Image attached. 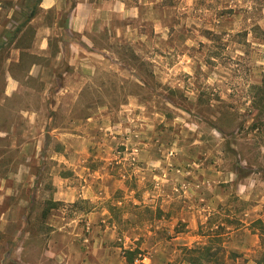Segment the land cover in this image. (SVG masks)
Listing matches in <instances>:
<instances>
[{"label":"rangeland","instance_id":"374dc122","mask_svg":"<svg viewBox=\"0 0 264 264\" xmlns=\"http://www.w3.org/2000/svg\"><path fill=\"white\" fill-rule=\"evenodd\" d=\"M88 1L90 74L0 106V264H264V0Z\"/></svg>","mask_w":264,"mask_h":264},{"label":"crops","instance_id":"0c3cea01","mask_svg":"<svg viewBox=\"0 0 264 264\" xmlns=\"http://www.w3.org/2000/svg\"><path fill=\"white\" fill-rule=\"evenodd\" d=\"M91 4L89 3L88 0H41V3L39 4V8L43 11L47 10H53L57 13L59 12H65L67 13V27L66 31L68 33H74V34H81L82 35V40L81 43H84V46L90 47L89 43L85 42L84 39V32L90 31L97 33L100 30L103 29V27L106 25V22L100 18H96L94 20L93 18L90 17L91 13ZM34 20V19H33ZM32 20V21H33ZM55 24L52 25H42L41 27L37 28L35 30L34 34V42L32 45V48L29 50V52L37 57H45L48 54V46L47 42L49 38H51L53 31L55 32L56 30L62 31L58 27L54 26ZM55 27V28H54ZM81 45V44H79ZM75 42L71 43L68 45V52L70 54V57L68 60L69 62H66V66L71 67V71L74 73V70L78 69L76 68V64L79 65L80 67V72L83 75H88L90 74V71L87 70L89 68V64L87 63V66L83 63V60L80 59L78 62H75L74 58L72 57L74 52L77 51V46H79ZM82 48V45L79 46ZM63 53V46L59 44V53L55 56L54 59L50 61V64L48 66H42L40 64H34L30 67L28 75L31 78H36L39 83L41 84V93L45 90L44 94L46 92H51L50 90L52 89L53 85L55 84L56 81H59V87L58 89L53 93V94H59L62 92H65L66 89H68L66 82L68 81L69 77L73 75L71 71L69 70L68 72H64L60 74L58 71L59 66L61 64V57ZM18 59V51L11 49L9 51V58L5 62V66L8 65L9 62H16ZM75 62V63H74ZM4 66V67H5ZM70 69V68H68ZM91 70V68H89ZM57 71V74L55 73ZM4 88H3V98L7 97L10 98L12 96H18L20 95L19 89L21 88V84L19 81L13 79L8 72H5L4 75ZM59 78V79H58ZM93 106L89 107L88 112ZM19 122L27 121L29 122V119H33V112L29 111L28 109H20L19 110ZM89 116L91 114L89 113ZM90 120V118H88ZM26 123V122H25ZM18 129V127H17ZM20 134V132H18ZM11 143V139L9 138ZM11 145V144H10Z\"/></svg>","mask_w":264,"mask_h":264},{"label":"trees","instance_id":"16d2710c","mask_svg":"<svg viewBox=\"0 0 264 264\" xmlns=\"http://www.w3.org/2000/svg\"><path fill=\"white\" fill-rule=\"evenodd\" d=\"M41 0H27L25 3L26 9L29 11L25 14H20L19 17L14 16V14L10 17L8 21H10V26L7 28L5 24L2 27L0 32V84L4 81V75L7 71L8 74L15 80L19 81L21 85H26L28 82H36V78H31L28 75L29 69L34 64H40L42 66H48L50 61L55 58L57 53H59V44H61L64 48L66 45L68 47L69 44L72 43V39L66 33H68L65 29L67 27V13H64L55 23H54V11L47 10L45 12L46 19L49 20L46 22V25L55 24L56 27L61 29L60 34L56 37L49 38L47 42L48 46V54L45 57H37L29 52L32 48L34 42V34L35 29L32 27L31 22L38 14L40 8L39 4ZM16 15V14H15ZM72 35V33H68ZM74 43V42H73ZM11 49L18 51V59L16 62H9L7 66H5V62L9 58V51ZM5 66V67H4ZM57 74V71H55ZM59 79V78H58ZM25 80V81H24ZM264 85V79L262 81ZM41 87V84H40ZM262 88V85L258 87V89ZM0 87V93H1ZM10 98H3L2 104L0 106L4 107V103L8 102ZM0 107V108H2ZM6 127L1 124V127ZM6 129V128H3ZM264 248V245H263ZM192 251V250H190ZM208 252L204 248L201 251L202 255L189 257L186 261L189 264H205L209 261ZM127 260L126 264H133V252H126Z\"/></svg>","mask_w":264,"mask_h":264}]
</instances>
